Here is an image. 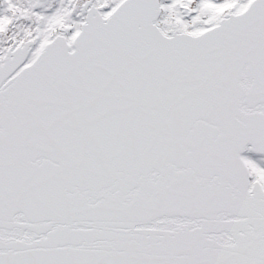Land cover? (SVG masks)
I'll return each mask as SVG.
<instances>
[{"label": "snow or ice", "instance_id": "snow-or-ice-1", "mask_svg": "<svg viewBox=\"0 0 264 264\" xmlns=\"http://www.w3.org/2000/svg\"><path fill=\"white\" fill-rule=\"evenodd\" d=\"M0 264H264V0H0Z\"/></svg>", "mask_w": 264, "mask_h": 264}]
</instances>
